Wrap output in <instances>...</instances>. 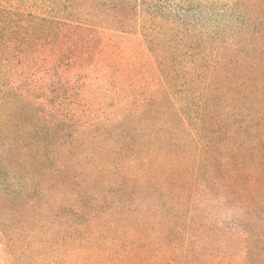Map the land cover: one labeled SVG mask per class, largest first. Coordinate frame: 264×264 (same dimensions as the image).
Segmentation results:
<instances>
[{
  "label": "trees",
  "instance_id": "1",
  "mask_svg": "<svg viewBox=\"0 0 264 264\" xmlns=\"http://www.w3.org/2000/svg\"><path fill=\"white\" fill-rule=\"evenodd\" d=\"M198 1L0 6V264H264V0Z\"/></svg>",
  "mask_w": 264,
  "mask_h": 264
},
{
  "label": "rangeland",
  "instance_id": "2",
  "mask_svg": "<svg viewBox=\"0 0 264 264\" xmlns=\"http://www.w3.org/2000/svg\"><path fill=\"white\" fill-rule=\"evenodd\" d=\"M209 1H211V0H199L198 3L208 4ZM223 1H221L219 3H223ZM53 2H56V0H0V6H11V7L20 6V7H25V8H29V9H35V8L50 5ZM219 3H218V7L220 8L222 6H220ZM210 16H208V17H210Z\"/></svg>",
  "mask_w": 264,
  "mask_h": 264
}]
</instances>
